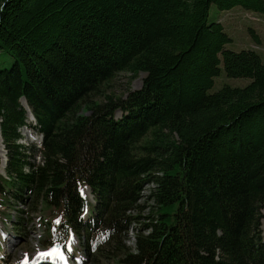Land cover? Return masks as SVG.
Wrapping results in <instances>:
<instances>
[{
  "label": "trees",
  "instance_id": "obj_1",
  "mask_svg": "<svg viewBox=\"0 0 264 264\" xmlns=\"http://www.w3.org/2000/svg\"><path fill=\"white\" fill-rule=\"evenodd\" d=\"M211 4L264 19V0H0V199L87 232L88 185L90 264H264V61L226 47ZM222 71L249 82L210 92ZM140 72L117 95L115 77ZM21 97L42 164L15 144Z\"/></svg>",
  "mask_w": 264,
  "mask_h": 264
},
{
  "label": "rangeland",
  "instance_id": "obj_2",
  "mask_svg": "<svg viewBox=\"0 0 264 264\" xmlns=\"http://www.w3.org/2000/svg\"><path fill=\"white\" fill-rule=\"evenodd\" d=\"M211 21H219L222 23L225 31L230 35L231 42L227 44L228 49L232 50H240L242 48H251L255 50L260 57L264 61V19L255 12L243 10L241 8H235L232 10H219L214 4H211L209 10V22ZM251 30L253 32H251ZM253 34L258 38V41H255ZM10 59L4 55H0V67H5L9 64ZM145 76V73L140 72L136 77L132 78L129 74L120 73L118 74L115 79L112 81V88L117 93V95H122L123 97L126 96L127 93L139 89L142 84V80ZM249 82L246 78H229L225 75L222 71L215 79L212 88L209 90L213 92L219 89L222 85L228 84L231 86H242ZM22 106V104L19 102ZM26 111V109H25ZM87 113V112H84ZM122 111L117 110L113 116L114 120H119L121 118ZM26 121L31 124V126H20L18 128L19 133V140L15 143L18 145V151L21 152L22 158L24 160L30 161L33 165L42 164L43 159V147H42V140L38 132L36 131V126L30 119L26 116ZM7 149L1 145V137H0V167L3 171V164L5 162V158H7ZM151 187L150 184H146L140 189V198L142 199L146 195L149 194V188ZM83 189L84 192L86 190V196L88 198L91 197L89 188L85 187ZM28 202L26 200V205L22 204L17 205L16 210H21L27 213L28 210ZM140 203V202H139ZM42 210L44 209V204H41ZM2 212L13 213L16 210H11L9 208L1 207ZM57 210V209H55ZM52 211V210H50ZM53 212V211H52ZM38 214V212H35ZM40 214H44L46 216V212H39ZM262 213V209H261ZM30 214V213H27ZM27 216V215H26ZM26 216L21 217V221H24ZM37 217H33V221L36 224ZM264 221L262 222V235L264 238ZM34 224V227L31 226L29 223L28 235L22 233L20 229H15L14 231L10 230L9 227L7 229H2L0 227V233L3 232L4 235H9L10 241L15 242L12 243V247L10 250V254L13 255L12 260H10L7 264L16 263L17 259L23 254V251H33L37 248L35 245L40 242L41 238L38 239V235L44 239L47 237V230L46 227L42 224L37 227ZM135 226L134 223L131 224ZM130 225V226H131ZM130 230V229H129ZM135 232V229L128 231V240H132V236ZM21 233V234H20ZM20 235L22 238L25 239L24 243H21L22 238H17L16 235ZM8 240V238H7ZM14 244V245H13ZM2 250H0V255ZM113 261L102 262V264H112ZM0 264L1 258H0Z\"/></svg>",
  "mask_w": 264,
  "mask_h": 264
},
{
  "label": "snow or ice",
  "instance_id": "obj_3",
  "mask_svg": "<svg viewBox=\"0 0 264 264\" xmlns=\"http://www.w3.org/2000/svg\"><path fill=\"white\" fill-rule=\"evenodd\" d=\"M57 223H59V221H56ZM69 251H71V249H69ZM40 255L43 257L45 255H59L61 259H64L63 255L59 252V248L58 247H54L50 253H40Z\"/></svg>",
  "mask_w": 264,
  "mask_h": 264
},
{
  "label": "bare ground",
  "instance_id": "obj_4",
  "mask_svg": "<svg viewBox=\"0 0 264 264\" xmlns=\"http://www.w3.org/2000/svg\"><path fill=\"white\" fill-rule=\"evenodd\" d=\"M22 101V100H21ZM22 103H23V105L27 108V106H26V104H25V102L24 101H22ZM264 225V224H263Z\"/></svg>",
  "mask_w": 264,
  "mask_h": 264
}]
</instances>
